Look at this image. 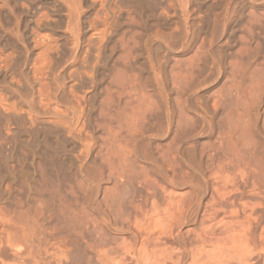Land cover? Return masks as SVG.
Listing matches in <instances>:
<instances>
[{
	"label": "rangeland",
	"instance_id": "rangeland-1",
	"mask_svg": "<svg viewBox=\"0 0 264 264\" xmlns=\"http://www.w3.org/2000/svg\"><path fill=\"white\" fill-rule=\"evenodd\" d=\"M0 264H264V0H0Z\"/></svg>",
	"mask_w": 264,
	"mask_h": 264
},
{
	"label": "bare ground",
	"instance_id": "bare-ground-1",
	"mask_svg": "<svg viewBox=\"0 0 264 264\" xmlns=\"http://www.w3.org/2000/svg\"><path fill=\"white\" fill-rule=\"evenodd\" d=\"M224 179V178H223ZM222 179V181L224 182V180ZM228 180H230V179H228ZM221 181V180H220ZM231 181V180H230ZM229 182V181H228ZM229 183H231V182H229ZM224 184V183H223ZM232 184H233V182H232ZM225 185H227V184H225ZM224 185V186H225ZM234 186V185H233ZM215 187H217V186H215ZM225 187H227V186H225ZM224 190V188H222V186L221 187H217V188H215V190H214V192L216 191V194L217 195H220L221 197H223V198H225V194L226 193H228V192H226V193H224L225 191H223ZM221 191H223V193L221 192ZM228 194H230V193H228ZM220 197V198H221ZM170 201H172L173 202V199L172 200H170ZM180 201V200H179ZM222 201V200H221ZM181 202V201H180ZM170 203V202H169ZM181 204H183V203H181ZM170 205V204H169ZM171 205H172V212H173V217L174 218H176L177 220L176 221H178V220H180V219H182L183 220V218H185V216H186V212H185V209H184V206L182 207V205H180V206H178L179 205V202L177 203V206H175L174 205V203H171ZM217 206V205H216ZM176 207H178L177 209H176ZM184 209V210H183ZM187 210V209H186ZM215 211H216V209H214ZM218 210V209H217ZM180 218V219H179ZM180 222V221H179ZM178 222V223H179ZM150 237H152V235H149ZM153 239V238H152ZM153 241V240H152Z\"/></svg>",
	"mask_w": 264,
	"mask_h": 264
}]
</instances>
